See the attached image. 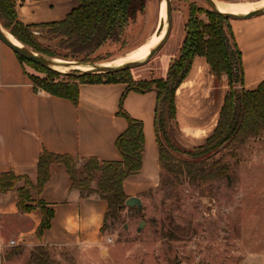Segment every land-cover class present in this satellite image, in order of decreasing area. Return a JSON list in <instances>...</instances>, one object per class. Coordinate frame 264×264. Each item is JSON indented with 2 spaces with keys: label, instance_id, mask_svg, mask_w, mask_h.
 I'll use <instances>...</instances> for the list:
<instances>
[{
  "label": "crops",
  "instance_id": "1",
  "mask_svg": "<svg viewBox=\"0 0 264 264\" xmlns=\"http://www.w3.org/2000/svg\"><path fill=\"white\" fill-rule=\"evenodd\" d=\"M77 5V0H17V13L25 24L34 25L62 20ZM231 25L244 66V84L240 87L254 90L264 80V14L232 19ZM133 77L140 80L151 75L138 77L133 73ZM126 88L125 82H83L76 104L35 91L17 54L0 40V174L12 171L19 176L14 188L0 191V243L10 246L15 240L14 246L25 251L44 245L52 254L91 249L98 250L101 257L107 200L96 194L82 196L72 187L67 167L61 162L50 165L49 179L38 191V163L44 149L77 159L122 160L116 141L129 125L128 118L119 113ZM228 89V77L217 79L206 58L195 56L176 91L174 126L182 147L192 149L206 142L217 125ZM157 104L158 94L153 90H131L124 98L125 111L143 123L144 132L142 168L124 181L129 197L160 184ZM27 179L31 182L30 203L36 205L43 200L54 210L51 226L42 234L38 233L41 208L22 212L18 207L19 188ZM0 264H5L1 256Z\"/></svg>",
  "mask_w": 264,
  "mask_h": 264
},
{
  "label": "trees",
  "instance_id": "2",
  "mask_svg": "<svg viewBox=\"0 0 264 264\" xmlns=\"http://www.w3.org/2000/svg\"><path fill=\"white\" fill-rule=\"evenodd\" d=\"M77 3L78 5L62 20L28 25L18 16L17 0H0V22L26 46L41 54L53 56L55 52L39 40L34 32L36 29L47 27L54 37H61L74 53L92 50L107 40H120L135 13L137 4L140 6L139 9L144 8V0H77ZM208 14V21L196 17L194 13L190 14L181 53L170 64L165 77L136 80L131 69L113 73L75 75L47 68L16 53L25 73L31 78L35 91H45L64 97L75 104L78 102L79 87L83 82L127 83L121 97L119 113L128 118L129 125L116 141L122 160L101 162L94 157L77 159L70 154L44 149L38 163L39 178L36 186L38 191L43 189L49 179L50 165L61 162L67 167L72 187L79 189L82 196L96 194L107 200L105 222L110 215L118 216L120 208L125 207V202L129 198L124 190V181L138 173L143 164V123L129 117L123 107L124 98L131 90L139 92L153 90L158 94L156 127L160 150V185L165 186L174 180L180 181L184 175L188 176L190 181L205 183L222 179L231 173L232 163L227 156H235V147L264 131V80L254 90L240 87L244 84L245 73L242 53L229 23L231 18L212 8ZM197 55L206 58L217 79H221L223 75L228 77L229 89L213 133L204 144L187 149L176 140L177 133L174 127L177 116L176 91L188 75ZM72 58L76 59L75 56ZM78 60L90 61L86 58ZM90 62H95V59ZM27 65L37 68L46 75L37 76L27 70ZM178 153L188 155L190 158L180 156ZM18 180L19 176L12 171L1 173L0 191L14 188ZM30 186L31 182L27 179L25 186L19 188L18 207L22 212H29L36 206L41 208L43 218L38 233L42 234L51 226L54 210L43 200H39L36 205L31 204ZM34 250L37 253L33 254L32 263L53 264L50 260L51 251L47 246L39 245Z\"/></svg>",
  "mask_w": 264,
  "mask_h": 264
},
{
  "label": "rangeland",
  "instance_id": "3",
  "mask_svg": "<svg viewBox=\"0 0 264 264\" xmlns=\"http://www.w3.org/2000/svg\"><path fill=\"white\" fill-rule=\"evenodd\" d=\"M162 1L144 0L143 9L137 4L123 37L107 40L92 50L74 53L47 27L34 32L55 52L53 56H46L110 62L137 49L164 28ZM221 1L237 4L257 0ZM172 6L168 41L148 63L131 69L132 74L166 76L170 64L181 53L190 14L208 21L211 10L205 0H172ZM229 21L231 24L232 19ZM26 68L37 76L46 75L30 65ZM74 70L69 67L66 71ZM234 151L235 156H227L232 163L228 176L204 183L190 181L184 175L180 181L159 184L141 193L143 212L125 205L118 216H108L103 259L98 250L87 249L51 252L50 260L53 264H264V131ZM141 221L145 224L139 231ZM5 238L10 240L8 235ZM35 252L4 244L0 256L5 264H8L6 260H11L10 264H35L32 263Z\"/></svg>",
  "mask_w": 264,
  "mask_h": 264
},
{
  "label": "water",
  "instance_id": "4",
  "mask_svg": "<svg viewBox=\"0 0 264 264\" xmlns=\"http://www.w3.org/2000/svg\"><path fill=\"white\" fill-rule=\"evenodd\" d=\"M166 1V11H167V22H166V31L162 39L151 49L150 53L145 57L144 59L139 60H133L128 61L119 65H110L105 63H93L89 61H80V60H61L57 61L56 58H52L49 56H46L44 54H41L35 50H33L31 47L26 46L21 42V44H17L14 41H12L9 36L5 33L4 27L2 26L0 22V40L3 41L5 44H7L15 53L23 56L26 59H29L31 61L37 62L42 64L43 66L61 71L63 73H73L75 75H84L88 73H113L125 69H133L142 65H145L150 61V59L156 55L161 48L165 45V43L168 41L171 29H172V17H173V6H172V0H165ZM206 3L215 11L222 14L223 16L231 19H244V18H251L253 16L264 14V6L258 7L256 9H253L251 11H248L246 13H233V12H227V11H221L215 0H205ZM56 66H69L74 68L78 71H64ZM79 66H89L88 69H83ZM237 90H240V87L237 88ZM125 204L130 207H137L139 212H143V201L140 196H130ZM145 221H141L138 230L140 231L142 227L144 226ZM182 264V263H180Z\"/></svg>",
  "mask_w": 264,
  "mask_h": 264
},
{
  "label": "bare ground",
  "instance_id": "5",
  "mask_svg": "<svg viewBox=\"0 0 264 264\" xmlns=\"http://www.w3.org/2000/svg\"><path fill=\"white\" fill-rule=\"evenodd\" d=\"M217 3L218 8L221 11H227V12H233V13H246L248 11H251L253 9H256L258 7L264 6V0L259 2V3H249V2H241V3H235V4H228L226 2H223L221 0H215ZM162 7H163V20L162 23L165 24L163 29H160L159 33L157 36H152L147 39L146 42H144L142 45H139L137 49H134L133 51L123 55L119 56L117 59L110 61V62H105V64H110V65H119L128 61H133V60H139V59H144L147 57V55L150 53L151 49L162 39V37L165 34L166 31V20H167V11H166V1H162ZM5 33L9 36V38L14 41L17 44H21V41H19L15 36H13L10 32H8L7 29H5ZM57 61H60V59H57ZM57 68L66 71L69 66H56ZM83 69H88L89 66H79Z\"/></svg>",
  "mask_w": 264,
  "mask_h": 264
},
{
  "label": "built area",
  "instance_id": "6",
  "mask_svg": "<svg viewBox=\"0 0 264 264\" xmlns=\"http://www.w3.org/2000/svg\"><path fill=\"white\" fill-rule=\"evenodd\" d=\"M35 32H36V31H35ZM9 245H10V246H14V245H16L15 240H11L10 243H9ZM3 247H4V244H3V243H0V250L3 249Z\"/></svg>",
  "mask_w": 264,
  "mask_h": 264
}]
</instances>
